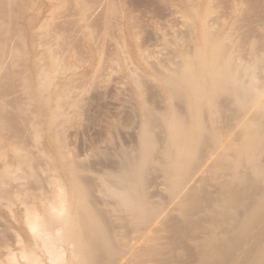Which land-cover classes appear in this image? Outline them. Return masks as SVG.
Segmentation results:
<instances>
[{"label": "bare ground", "instance_id": "obj_1", "mask_svg": "<svg viewBox=\"0 0 264 264\" xmlns=\"http://www.w3.org/2000/svg\"><path fill=\"white\" fill-rule=\"evenodd\" d=\"M215 2L150 8L169 37L130 0H0V264H264V5ZM119 82L112 155L84 132Z\"/></svg>", "mask_w": 264, "mask_h": 264}, {"label": "rangeland", "instance_id": "obj_2", "mask_svg": "<svg viewBox=\"0 0 264 264\" xmlns=\"http://www.w3.org/2000/svg\"><path fill=\"white\" fill-rule=\"evenodd\" d=\"M218 3H216V2ZM220 2H218V0H214V6H217V9H216V13H217V15L219 16V13L221 12V14H220V16H222V17H220V19H227V17L229 16V14H230V9H231V6L230 5H228L229 3H231V0H219ZM226 1V2H225ZM169 2H170V0H130V4L132 5V6H134V15L136 16V19L138 20L137 22H140V23H143L142 25H143V27L145 26H149L150 24L151 25H154V23H155V25L157 26L156 28H158L159 30H160V32L161 33H165V34H167L169 37L171 36V35H169V33L170 34H172V35H174V31H175V33L176 34H178V35H180V34H182L184 31H185V29H183V27L184 26H182V25H184V24H182V21L181 20H183V19H180L179 17L180 16H182V15H180V13H177L178 15H177V17L176 16H174L176 13H174V14H172V13H170L168 10H166L164 13H166V14H163V18H162V20L159 18V19H151L150 18V14H148V12H149V10H151V9H154V8H161V7H166V5H169ZM223 2V3H222ZM219 3H220V5H219ZM222 3V4H221ZM217 4V5H216ZM224 4V5H223ZM262 4L264 5V0H262ZM262 4H261V6H262ZM219 5V6H218ZM224 7H222V6ZM136 6V7H135ZM227 7V8H226ZM230 9H229V8ZM263 7V6H262ZM151 8V9H150ZM222 8V9H221ZM148 9V10H147ZM220 10V11H219ZM223 10H225V12L223 11ZM227 10V11H226ZM264 9L263 8H261L260 9V12L261 13H258V12H254L253 14H252V12L250 13V15H251V17H250V15H249V17H247L246 18V20H248V21H251V26H253V24H256V23H258V22H260L259 20L261 19L262 20V22H263V19H264V16H262V11H263ZM169 12V13H168ZM219 12V13H218ZM222 12H224V13H222ZM254 14H255V17H257V18H255L256 19V21L257 22H254L255 20H254ZM173 15V16H172ZM257 15V16H256ZM259 15V16H258ZM225 17V18H224ZM258 17H259V19H258ZM148 18H149V20H152V22L151 21H148ZM250 19V20H249ZM180 20V21H179ZM178 21V22H177ZM148 22L149 23V25L148 24H146V23ZM247 22V21H246ZM254 22V23H253ZM183 23H184V20H183ZM248 23V25H249V23L250 22H247ZM250 26V25H249ZM256 26V25H255ZM151 27H154V26H151ZM249 28H251V27H249ZM179 29H180V32L181 33H178L179 32ZM182 29V30H181ZM177 30H178V32H177ZM172 31V32H171ZM172 37V36H171ZM156 43H153V45L152 46H150L149 48H148V50H150V51H158V53H160V54H163L164 52V48H162L163 47V45L161 44H156ZM161 46V47H160ZM161 49H163L162 50V52H161ZM119 86V89H115V91H113V90H110V91H108V93H107V95L105 94L106 92H104L103 94H101V95H103V97L101 96H99L100 97V99H99V101H97L96 100V104H95V106H96V112L94 113V115H92V119H90L92 122H93V124L90 122V120L89 121H87V122H90L91 124L89 125V123H88V126H86V130H85V134L87 135V136H85V142L88 140V139H94L95 140V142H97V141H100V140H98V139H101V140H103V138H106V137H110V139L113 141V144H112V141H111V144H105V145H103V147L105 148V150L107 149V147H108V150H106L108 153H111L112 155H114V148L113 147H115V145L116 144H120L119 142H120V137H119V135H118V133H116L115 131H111L110 130V132L108 133V131H107V126H112L113 127V129H114V126L116 125L115 123L117 122V113H118V110H121L120 112L122 113V112H124V113H128L126 110L127 109H129L130 107H131V103H132V98L130 97V92L129 91H127V89L128 88H126L125 89V87H124V85L121 83V82H119V84H118ZM122 86V87H121ZM117 87V88H118ZM119 92H118V91ZM120 90H123V91H125V92H122V91H120ZM150 90V93H152V88L151 89H149ZM113 91V92H112ZM117 91V92H116ZM112 92V93H111ZM129 93V94H128ZM126 97H127V99H126ZM130 102V103H127V102ZM121 105H123V107L124 106H127V107H122ZM122 107V108H121ZM127 108V109H126ZM113 111H112V110ZM123 109H124V111H123ZM126 109V110H125ZM119 112V113H120ZM106 116V117H105ZM116 116V117H115ZM97 117V118H96ZM115 117V118H114ZM96 119V120H95ZM86 121L84 122L85 124L84 125H87V123H86ZM96 121V122H95ZM95 122V123H94ZM97 123V124H96ZM94 125V126H93ZM96 125V126H95ZM102 126V127H101ZM90 128V129H89ZM90 130V131H89ZM99 134H100V136H99ZM113 137H112V136ZM98 136V137H97ZM114 136H115V139H117V140H114ZM109 148H111V149H109ZM116 148V147H115ZM113 149V150H112ZM112 150V151H111ZM110 154V155H111ZM91 157V159H92V163H93V161H94V163H96V162H98L99 161V159L97 160V161H95L96 160V158L97 157H92V156H90ZM89 157V158H90ZM111 158H112V156H110ZM114 159H115V157H113ZM112 158V159H113ZM91 159H89V162H91L90 160ZM110 162H112V161H110ZM108 163H109V161H108ZM31 206V205H30ZM32 210H30V212H31V217H30V219L31 218H33L32 216H35L34 217V219H36L37 218V216H38V218H41V213L36 209V207L34 206V209H33V205H32V207H30ZM8 223L11 225V227H12V229H10L9 230V232L8 233H6L7 235H8V237H9V239H8V241L11 239L12 240V242H11V240H10V243L8 242V244H10V245H12V246H15V244L14 243H16L15 241H16V239H17V241L19 240V238H21V237H17V238H15L16 237V234H18L17 233V230H18V223H17V221H16V219L18 218L17 217V215H15L14 213H12L11 212V214L10 213H8ZM34 219H32V220H34ZM3 223V221H0V223ZM1 223V224H2ZM27 227V226H26ZM23 228L24 229V231H25V235L26 236H29V237H33V234H32V232L31 233H29V231L27 230L28 228ZM16 230V231H15ZM30 230V229H29ZM16 232V233H15ZM24 235V236H25ZM1 236V235H0ZM12 236H13V239H12ZM19 236V235H18ZM13 243V244H12ZM22 245H20V246H18V247H21ZM22 260H24V259H22ZM43 260H44V262H45V264H50V262L44 257L43 258ZM47 260V261H46ZM52 264V263H51Z\"/></svg>", "mask_w": 264, "mask_h": 264}]
</instances>
